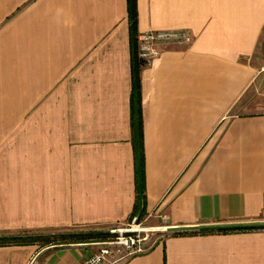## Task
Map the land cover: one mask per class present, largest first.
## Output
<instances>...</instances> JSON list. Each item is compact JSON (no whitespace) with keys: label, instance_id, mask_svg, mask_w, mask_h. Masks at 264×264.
<instances>
[{"label":"crops","instance_id":"obj_1","mask_svg":"<svg viewBox=\"0 0 264 264\" xmlns=\"http://www.w3.org/2000/svg\"><path fill=\"white\" fill-rule=\"evenodd\" d=\"M136 6L139 35L189 39L140 71L144 206L165 234L119 264H264V112L242 111L264 84V0ZM131 94L128 0H0V234L129 219ZM93 252L1 244L0 264Z\"/></svg>","mask_w":264,"mask_h":264},{"label":"rangeland","instance_id":"obj_2","mask_svg":"<svg viewBox=\"0 0 264 264\" xmlns=\"http://www.w3.org/2000/svg\"><path fill=\"white\" fill-rule=\"evenodd\" d=\"M171 39L174 40L175 37ZM263 63L261 65H263ZM259 93V95H256L258 97H255L249 102V104L247 103L248 106L243 108V112H264V84L263 86L259 87ZM158 223H161L160 218L158 219L156 217L148 216L146 209L142 212L139 208L136 210L133 217H130L128 220L122 223L88 225L50 231L19 232L17 234H0V236L40 238V240L36 241L35 243H37L39 246H47L50 245V243H46L45 239L42 238L48 237L49 235H52V237L56 239L55 241H58L61 240V238L59 239L61 235H67L70 233H95L102 236L97 239L82 242L84 244L86 243L93 245L94 252L92 254L96 253L98 249L105 246L111 251V253H113L112 255L115 257L126 258L131 255L146 251L155 243L156 240H160L163 237L165 234L162 232L163 227L159 225V228H156L155 226Z\"/></svg>","mask_w":264,"mask_h":264},{"label":"trees","instance_id":"obj_3","mask_svg":"<svg viewBox=\"0 0 264 264\" xmlns=\"http://www.w3.org/2000/svg\"><path fill=\"white\" fill-rule=\"evenodd\" d=\"M128 17L130 28V46L132 53V94H131V127L133 136V150L135 158V167L137 175V201L130 217H133L136 210H145V172H144V152H143V133H142V107H141V86L140 71L147 63L146 60L139 57V33L137 29V6L136 0H128ZM129 217V218H130ZM233 228H218L219 231L232 230ZM234 229H248V227H236ZM102 235L95 233H70L61 235L56 239L49 235L45 239L50 244H69L75 242H86L97 239ZM37 238L22 236H0L1 244H24L39 241ZM53 242V243H51Z\"/></svg>","mask_w":264,"mask_h":264},{"label":"built area","instance_id":"obj_4","mask_svg":"<svg viewBox=\"0 0 264 264\" xmlns=\"http://www.w3.org/2000/svg\"><path fill=\"white\" fill-rule=\"evenodd\" d=\"M173 37H175L174 40L181 38L185 40L189 39L186 33H180L176 31H151L147 34L140 35L139 57L146 60V62L149 61L151 57L158 53L156 49L157 45H159V43L170 42L172 40L171 38ZM261 69L264 70V65L261 67ZM112 254L113 253H111L107 247L103 246L98 249L96 253L86 257L80 264H119L123 257H115Z\"/></svg>","mask_w":264,"mask_h":264}]
</instances>
